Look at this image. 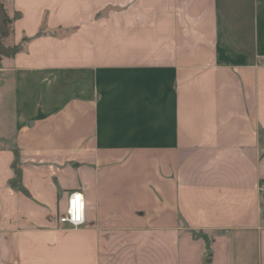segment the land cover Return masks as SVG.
Masks as SVG:
<instances>
[{"label": "crops", "instance_id": "crops-1", "mask_svg": "<svg viewBox=\"0 0 264 264\" xmlns=\"http://www.w3.org/2000/svg\"><path fill=\"white\" fill-rule=\"evenodd\" d=\"M3 1L0 264H264V0Z\"/></svg>", "mask_w": 264, "mask_h": 264}, {"label": "trees", "instance_id": "trees-1", "mask_svg": "<svg viewBox=\"0 0 264 264\" xmlns=\"http://www.w3.org/2000/svg\"><path fill=\"white\" fill-rule=\"evenodd\" d=\"M20 16V13H15L14 16H10L5 3L3 0H0V65L4 57H10L15 55L21 50V45H8L6 39L12 34L13 28L12 25L14 21ZM24 40H27L26 38ZM13 169L15 175L11 180V184L21 191L27 192L26 188L21 182V167L19 162V153H15V160L13 162Z\"/></svg>", "mask_w": 264, "mask_h": 264}, {"label": "built area", "instance_id": "built-area-1", "mask_svg": "<svg viewBox=\"0 0 264 264\" xmlns=\"http://www.w3.org/2000/svg\"><path fill=\"white\" fill-rule=\"evenodd\" d=\"M260 190L264 192V182L260 184ZM75 209V211H73ZM60 221L72 227H80L86 222V200L82 191L70 192L68 197V207L61 215Z\"/></svg>", "mask_w": 264, "mask_h": 264}, {"label": "clouds", "instance_id": "clouds-1", "mask_svg": "<svg viewBox=\"0 0 264 264\" xmlns=\"http://www.w3.org/2000/svg\"><path fill=\"white\" fill-rule=\"evenodd\" d=\"M73 211H75V209H73Z\"/></svg>", "mask_w": 264, "mask_h": 264}]
</instances>
